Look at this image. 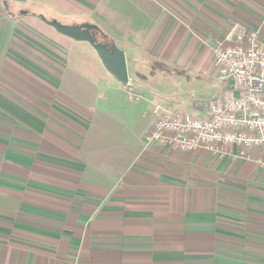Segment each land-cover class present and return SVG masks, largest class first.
Listing matches in <instances>:
<instances>
[{"label":"crops","instance_id":"1","mask_svg":"<svg viewBox=\"0 0 264 264\" xmlns=\"http://www.w3.org/2000/svg\"><path fill=\"white\" fill-rule=\"evenodd\" d=\"M35 4L62 23L98 25L100 41L125 51L140 99L128 100L93 46L59 33L28 9ZM238 21L264 41V0H0L4 264H264L258 149L242 158L228 146L221 158L144 146L155 104L204 116L207 101L233 92L212 56ZM143 68L205 83L173 96ZM232 157L242 191L230 198L215 179Z\"/></svg>","mask_w":264,"mask_h":264},{"label":"built area","instance_id":"2","mask_svg":"<svg viewBox=\"0 0 264 264\" xmlns=\"http://www.w3.org/2000/svg\"><path fill=\"white\" fill-rule=\"evenodd\" d=\"M212 64L220 78L234 81L233 92L207 101L204 116L155 104L156 119L144 146L158 143L182 152L204 150L217 155H226L228 146H234L242 158L258 149L256 162L264 167V41L260 29L235 22L224 42L215 47ZM127 86L128 100L140 99L133 86ZM0 264H4L1 257Z\"/></svg>","mask_w":264,"mask_h":264},{"label":"rangeland","instance_id":"3","mask_svg":"<svg viewBox=\"0 0 264 264\" xmlns=\"http://www.w3.org/2000/svg\"><path fill=\"white\" fill-rule=\"evenodd\" d=\"M14 8L18 12L20 9V6H16ZM48 8L49 7L40 8V6H38L37 4L28 7V9L31 12H35V13L37 12L39 14L41 13L48 20L49 19H57L60 22L65 21V17L62 14L53 12L52 10H50ZM17 14L19 15V13H17ZM76 19H77V21H82L80 18H76ZM99 40H104V39L99 38ZM164 70H165L164 71L165 73H167L171 76L151 77V74L153 71L152 70L150 71L146 68L140 69L139 73L142 75V77H144L143 79H146V80L148 79L150 82L155 83V84L157 83L160 88H163L164 90H167V91H169V90L175 91V94L173 96H178L179 93H181L180 90L182 88L185 89L186 86L189 85L190 83H192V85H190V86H192V88H191L192 90L196 89V86H194V85H196L195 82H200L202 84L205 83L203 77L201 78L200 75L193 76V75H188L186 73L182 74V72H176V71L174 72L173 70H168V69H164ZM205 152L211 153L208 151H205ZM211 154H214V153H211ZM215 155H217V154H215ZM217 156H220L222 158L224 155H217ZM220 157H219V159L215 158V157L212 158V161L210 164L212 169H215L219 165V163L221 161ZM240 160L241 159H239V158L232 157V160L228 162V170H229L228 174L223 175V176L218 175V177L215 179V180H218L219 183H220V181L221 182L222 181L227 182L226 183L227 185L223 186L222 188H224V190L227 191L226 193L230 198L231 197L233 198L235 196L240 195L239 193L242 191L237 186V182L242 181V179H241V177H238V175L236 174V171L238 170L237 166L241 162ZM238 191H240V192H238Z\"/></svg>","mask_w":264,"mask_h":264},{"label":"water","instance_id":"4","mask_svg":"<svg viewBox=\"0 0 264 264\" xmlns=\"http://www.w3.org/2000/svg\"><path fill=\"white\" fill-rule=\"evenodd\" d=\"M42 19L62 35H66L77 41L89 42L96 50L106 69L123 85L127 86L129 84L130 78L125 51L116 43L109 44L97 41L92 31L97 30L98 25L89 24V22L82 24H65L57 19L48 20L44 16Z\"/></svg>","mask_w":264,"mask_h":264},{"label":"trees","instance_id":"5","mask_svg":"<svg viewBox=\"0 0 264 264\" xmlns=\"http://www.w3.org/2000/svg\"><path fill=\"white\" fill-rule=\"evenodd\" d=\"M92 32L94 33V36L97 41H100L98 38L99 33L106 35L105 32L101 28H98L97 30H93ZM110 43H113V40H110Z\"/></svg>","mask_w":264,"mask_h":264}]
</instances>
